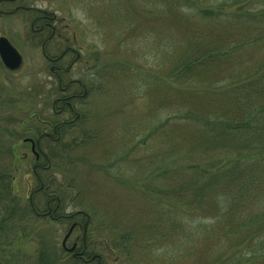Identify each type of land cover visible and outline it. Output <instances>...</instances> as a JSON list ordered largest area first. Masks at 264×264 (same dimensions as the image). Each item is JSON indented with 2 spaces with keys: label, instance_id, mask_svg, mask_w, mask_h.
<instances>
[{
  "label": "rangeland",
  "instance_id": "1",
  "mask_svg": "<svg viewBox=\"0 0 264 264\" xmlns=\"http://www.w3.org/2000/svg\"><path fill=\"white\" fill-rule=\"evenodd\" d=\"M166 1L0 0V35L8 36L23 55L17 70H9L0 59V150L11 154L5 157L7 163L15 162L16 216L25 208L30 211L0 241V264H218L220 250L209 259L205 252L200 255L201 244L179 246L182 229L176 219L184 208L192 206L195 213L205 181L199 172L211 177L206 193L210 186L229 184L232 178L224 176L231 168L225 163L248 148L237 139L204 138L186 118L172 119L171 128L166 121L176 117L170 105L178 100L185 110L198 109L206 116L210 110L226 111L229 100L236 105L231 95L238 92L237 84L250 81L246 76L240 81L239 60L258 61L264 52V0H196L202 10H211L207 16L228 18L195 29L194 38L202 45L229 39L246 43L234 54L235 63L228 65V58L219 62L185 91V76L170 72L175 62L169 67L181 54H169L167 46L182 38L183 28L174 22L168 30ZM33 6L56 14L51 22L57 33L46 47L49 55L74 48L55 63L61 67L57 72L43 49L51 28L37 30L43 23L38 19L33 30V20L43 14L27 9ZM239 12L257 23L255 38L245 34L247 24L236 27L229 17ZM75 50L80 58L67 70ZM212 70L223 78L210 83ZM60 96H71V108H63ZM63 121L57 138L54 125ZM44 131L54 138L41 139L48 157L37 159L24 139L37 140ZM254 137V144L264 143L263 131ZM51 197L52 207L60 198L52 215L46 213ZM188 200L196 201L190 205ZM74 221L82 226L75 228L67 245L77 242L82 250L88 221L85 258L62 246ZM152 231L156 245L147 241ZM123 236L129 237L128 250ZM95 254L102 263L98 257L90 260ZM202 254L208 260H200ZM256 262L263 264L258 258Z\"/></svg>",
  "mask_w": 264,
  "mask_h": 264
},
{
  "label": "trees",
  "instance_id": "2",
  "mask_svg": "<svg viewBox=\"0 0 264 264\" xmlns=\"http://www.w3.org/2000/svg\"><path fill=\"white\" fill-rule=\"evenodd\" d=\"M231 1L239 2V0L227 2ZM196 3V0L166 1L164 15L169 22L168 30L172 29L174 22H179L183 28L182 38L174 44L169 41L167 45L169 54L174 52L181 54L172 59L173 62H170L169 67L175 62L170 72L177 77L185 76L181 82L186 84L182 91H185L186 87L202 82L200 79L204 74L202 72L217 68L219 62L222 63L228 58L230 61L228 65L235 63L234 54L237 56V51L246 43L239 39H229L222 42L210 40L209 44L202 45L198 38H194L197 35L195 29L198 27L205 29L210 26L207 23L212 20L223 21L228 18L218 19L207 16L205 13L211 10H202L199 5H195ZM229 17L234 19L236 27H239L240 23L247 24L245 30H248L245 34L247 37L255 38L254 30L259 28L249 14L239 12ZM194 23L196 26H193ZM193 29L195 34L192 33ZM259 55L258 61L250 57L238 62L237 75L240 78L249 77L250 81L237 84L238 92L231 95L236 105L232 107L229 100L230 105L226 111L214 109L210 110V116H206L198 112V109L185 110L180 107L181 101L178 100L177 103L170 105V107L175 106L172 114L176 117L169 116L166 121L167 127L171 128L172 119L186 118L198 128L197 131L204 138L215 137L225 142L237 139L241 141L240 146L245 145L248 148L243 153H236L234 158L225 163L231 168V172L225 173L224 176L232 178L229 184L216 188L210 186V191L206 193L205 189L211 177L199 172L200 177L205 181L200 186L201 197L193 206L195 213L192 212V206L189 210L184 208V213L176 219V224L182 229L180 237L183 241L179 246H189V243L195 246L201 244L200 255L205 252L209 255L207 256L209 259L211 254L219 253L220 250L218 264H257V258L264 264V143L254 144V136H257L260 131L264 132V52ZM209 72L210 83L223 78L222 73L220 74L217 70ZM189 81H191L190 84H188ZM170 84L171 82L168 84L169 87H171ZM3 154L0 150V241L3 236H8L9 232H14L16 224L30 212L29 208L28 210L25 208L20 216H16L20 209L14 198L16 177L12 166L15 162L7 163L5 157L8 159L11 154ZM194 201L196 200L187 202L192 205ZM173 224H175V217ZM152 232L147 241L156 245V235L154 231ZM121 239L124 249L128 250L129 237L123 236ZM199 259L208 260L205 256Z\"/></svg>",
  "mask_w": 264,
  "mask_h": 264
},
{
  "label": "flooded vegetation",
  "instance_id": "3",
  "mask_svg": "<svg viewBox=\"0 0 264 264\" xmlns=\"http://www.w3.org/2000/svg\"><path fill=\"white\" fill-rule=\"evenodd\" d=\"M38 11H42L43 12V14L42 15H39L38 17H36L34 20H33V24H32V28H33V30H35V23H36V21L38 20V19H41L42 21H43V23H42V25H41V27L39 28V29H37V30H39V31H43L46 27H49V28H51V33L48 35V37L46 38V40H45V42L43 43V49H44V52H45V55H46V57L49 59V60H51L52 62H54V64L51 66V69L52 70H54V72H57L58 71V69H60L61 67L60 66H58V65H56L55 63L56 62H58L59 60H62L67 54H68V51L71 53V52H74V49H72V47L71 46H67L66 47V49L64 50V51H62L59 55H57V56H51V55H49V53L46 51V47H47V43L49 42V40H51V38L57 33V27H56V25L53 23V22H51V20L52 19H55L56 18V16H55V14L53 13L52 15H50V13L48 12V11H43L42 9H38ZM79 55H80V53L78 52V51H76V57H79ZM75 57V58H76ZM74 60L75 59H73L72 61H71V63L69 64V68H71V66L74 64L73 62H74ZM59 78H60V82H62V77L61 76H59ZM71 85V84H70ZM70 85H68V86H70ZM85 92H86V88H85ZM84 92V93H85ZM75 95V94H74ZM71 96H69V97H59L58 98V100H64V102H65V105H64V107L63 108H65V107H69V108H71V106H72V102H71V100H69V98H70ZM57 101V99L55 100V102ZM72 110H73V108H72ZM59 111V110H58ZM62 111V110H61ZM60 112V111H59ZM80 115H79V113H78V115H77V118L79 117ZM46 122V121H45ZM65 122H67V121H65ZM65 122L63 121V122H58V123H56L55 125H54V132H55V134L58 136L57 138H59L60 137V134H59V128L62 126V125H64L65 124ZM43 136H49L50 138H54L53 137V135L50 133V132H48V131H44L43 133H41L40 134V136H39V138H38V140L36 141L35 139H34V141H35V146H34V144H33V142H30L31 143V150L33 151V153L36 155V158L37 159H39L40 158V156H47L48 154L42 149V147H41V139L43 138ZM37 164H39V163H37ZM37 164H36V166H37ZM36 166H35V168H36ZM43 185V184H42ZM43 187V186H42ZM57 198V200H58V203H57V205L55 206V207H52L51 206V201L54 199V197H51V199H49L48 200V210H47V214L49 213L50 215H52V214H54V212H56L57 211V208H59V206H60V198L59 197H56ZM75 214V213H74ZM73 214V215H74ZM68 216H72V215H68ZM89 218V217H88ZM82 225H81V223H79L78 221H74L73 223H72V225H71V227H70V229H69V231H70V233H69V236H68V239H69V237L72 235V233H73V231L75 230V228L76 227H81ZM87 230H88V221H86L85 222V224L83 225V235H84V237H83V248H82V250H77L78 249V245H77V242H75L72 246L74 247V249H72L71 250V252H73V254H74V256L75 257H82V258H85V256H84V254L87 252ZM68 239H67V241H68ZM67 241H66V244H67ZM68 247V246H67ZM99 257V259H100V263H102L101 262V256L100 255H98V254H95L92 258H90V260L91 259H94V257L96 258V257Z\"/></svg>",
  "mask_w": 264,
  "mask_h": 264
},
{
  "label": "water",
  "instance_id": "4",
  "mask_svg": "<svg viewBox=\"0 0 264 264\" xmlns=\"http://www.w3.org/2000/svg\"><path fill=\"white\" fill-rule=\"evenodd\" d=\"M0 56L4 64L12 70L19 68L23 62L22 54L6 36L0 37Z\"/></svg>",
  "mask_w": 264,
  "mask_h": 264
}]
</instances>
